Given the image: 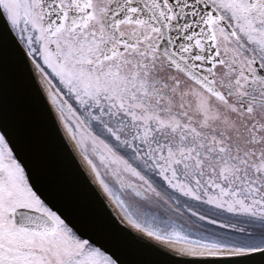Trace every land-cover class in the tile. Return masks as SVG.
<instances>
[{"label":"snow or ice","instance_id":"6c2138e0","mask_svg":"<svg viewBox=\"0 0 264 264\" xmlns=\"http://www.w3.org/2000/svg\"><path fill=\"white\" fill-rule=\"evenodd\" d=\"M9 69L0 264H264V0H0Z\"/></svg>","mask_w":264,"mask_h":264},{"label":"water","instance_id":"95a60500","mask_svg":"<svg viewBox=\"0 0 264 264\" xmlns=\"http://www.w3.org/2000/svg\"><path fill=\"white\" fill-rule=\"evenodd\" d=\"M0 104H6L10 111L29 123H34L36 120L35 102L17 74L11 69H9L6 79L0 80ZM36 128L41 135H50L47 127L42 123H38ZM132 255L134 257L135 253L133 252Z\"/></svg>","mask_w":264,"mask_h":264}]
</instances>
